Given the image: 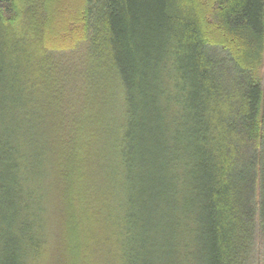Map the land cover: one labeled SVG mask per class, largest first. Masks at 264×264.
I'll return each mask as SVG.
<instances>
[{"label": "trees", "instance_id": "trees-1", "mask_svg": "<svg viewBox=\"0 0 264 264\" xmlns=\"http://www.w3.org/2000/svg\"><path fill=\"white\" fill-rule=\"evenodd\" d=\"M257 217L264 0H0V264H255Z\"/></svg>", "mask_w": 264, "mask_h": 264}, {"label": "rangeland", "instance_id": "rangeland-1", "mask_svg": "<svg viewBox=\"0 0 264 264\" xmlns=\"http://www.w3.org/2000/svg\"><path fill=\"white\" fill-rule=\"evenodd\" d=\"M80 61V54H77L74 55V57H69L65 64V70L68 73V85L67 89L65 90V96L67 99L66 101L70 102L68 110L75 109V103L79 98L77 94L81 91L80 88L85 85V83L88 84V82H86L84 79V70L83 72L81 71L84 66ZM71 87L75 89H72ZM253 255L255 264H264V238L261 233L258 217L256 219Z\"/></svg>", "mask_w": 264, "mask_h": 264}]
</instances>
